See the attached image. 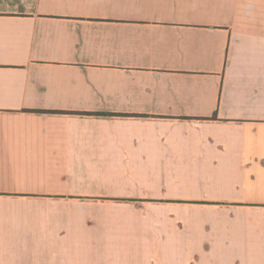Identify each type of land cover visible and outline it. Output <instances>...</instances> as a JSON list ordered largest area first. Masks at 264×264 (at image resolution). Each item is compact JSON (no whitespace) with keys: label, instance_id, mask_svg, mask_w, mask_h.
Wrapping results in <instances>:
<instances>
[{"label":"crops","instance_id":"1","mask_svg":"<svg viewBox=\"0 0 264 264\" xmlns=\"http://www.w3.org/2000/svg\"><path fill=\"white\" fill-rule=\"evenodd\" d=\"M0 264H264V0H0Z\"/></svg>","mask_w":264,"mask_h":264}]
</instances>
